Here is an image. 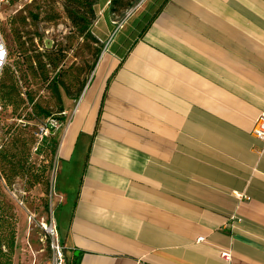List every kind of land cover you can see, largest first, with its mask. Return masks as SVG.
Instances as JSON below:
<instances>
[{"label": "crops", "instance_id": "crops-1", "mask_svg": "<svg viewBox=\"0 0 264 264\" xmlns=\"http://www.w3.org/2000/svg\"><path fill=\"white\" fill-rule=\"evenodd\" d=\"M143 17L104 44L58 132L67 263L264 264V0H161Z\"/></svg>", "mask_w": 264, "mask_h": 264}, {"label": "rangeland", "instance_id": "rangeland-1", "mask_svg": "<svg viewBox=\"0 0 264 264\" xmlns=\"http://www.w3.org/2000/svg\"><path fill=\"white\" fill-rule=\"evenodd\" d=\"M160 1L124 0L125 3L130 2L132 7L122 10L110 4L111 0H97L93 7L95 18L87 31L94 40L86 36V33L80 35L67 19L65 0H17L13 5L1 8V27L5 31L11 53L8 64L12 66L16 60L15 51L21 48L20 68L16 70L21 79L22 92L33 97L31 104L22 106L15 113L8 108L0 118V149L9 145L13 137L20 133L33 140L26 155L27 171L14 177L11 185H7L0 170V200L13 208L17 222L13 264H46L50 258V241L43 225L55 214L54 210L51 214L50 205L59 131L53 133L34 152L35 134L42 125L43 117L33 111L32 105L37 104L57 118L58 105L47 86L58 74L63 109H73L76 103H80V99L77 100L79 97H73L76 90L81 84L86 86L92 75L90 69L96 60V52H102L104 44L114 42L117 37L130 41L138 32L143 16L159 5ZM31 14H39L38 19L32 20ZM118 25H122L121 30H118ZM105 28L108 33L103 31ZM39 63L45 65L47 82L40 71L32 78L28 66L36 68ZM52 143H55L54 153ZM42 169H46L43 181H47L48 185L33 180V176H39ZM53 186L55 188V184ZM45 204L48 205L47 211L44 210Z\"/></svg>", "mask_w": 264, "mask_h": 264}, {"label": "trees", "instance_id": "trees-1", "mask_svg": "<svg viewBox=\"0 0 264 264\" xmlns=\"http://www.w3.org/2000/svg\"><path fill=\"white\" fill-rule=\"evenodd\" d=\"M17 0H7V6L13 5ZM97 0H65L66 6V16L67 19L71 22V24L77 29L80 35L85 34L90 37L88 29L92 24L95 18L94 5ZM110 4H114L116 7L127 10L132 7L130 2L125 3L124 0H111ZM1 15V14H0ZM39 14H31L32 20H37ZM1 20V17H0ZM0 29L5 39L7 48L8 40L5 37V31L1 27ZM12 39L13 35L10 34ZM92 38V37H90ZM93 39V38H92ZM94 40V39H93ZM14 45L15 42L13 41ZM16 46V45H15ZM20 50V51H19ZM16 49L15 57L12 63V66L7 64L0 77V106L2 108L1 115L4 110L11 108L13 113L17 112L22 106H26V104H31L33 102V97L28 93L24 92L25 97H22V88H21V79L18 75V71L16 68H20V56H21V48ZM101 52H96V60L94 61L91 72H93L96 62L100 56ZM11 58V53L8 50V61ZM52 60L50 59L51 63ZM32 78L36 77V73L40 71V75L43 76V79L47 82L48 75L45 72V65L42 63L38 64V67L28 66ZM35 68V69H34ZM37 70V71H36ZM20 84V85H19ZM59 75H55V77L48 83V89L58 105V112L62 113L63 103L61 94L59 92ZM63 86V84H62ZM85 85L81 84L80 87L76 90V93L73 97H79L84 89ZM69 96H72L68 93ZM33 111L38 115L42 116L43 120L50 117L51 113L45 109H42L37 104L32 105ZM31 113V111H30ZM0 115V118H1ZM9 132H6V134ZM11 138V137H10ZM55 143L51 144L52 152H55ZM33 145V140L30 136H25L24 134H17L13 137L12 141L9 145H6L3 149H0V170L1 175L3 176L7 185H11V180L14 177L20 176L21 173L27 171V161L26 155L29 150V146ZM30 146V148H31ZM46 169H42L39 176H33V180L35 182L43 181L45 178ZM45 185H48L47 181ZM44 210H48V205H44ZM16 218L13 212V208L7 205L4 201L0 200V264H13V256L15 251V241H16Z\"/></svg>", "mask_w": 264, "mask_h": 264}, {"label": "built area", "instance_id": "built-area-1", "mask_svg": "<svg viewBox=\"0 0 264 264\" xmlns=\"http://www.w3.org/2000/svg\"><path fill=\"white\" fill-rule=\"evenodd\" d=\"M7 5V0H0V11L3 6ZM117 25V24H114ZM121 25H118V29ZM8 64V48L3 37V34L0 29V77L4 67ZM22 97H25L24 91L21 94ZM79 101V98L77 99ZM76 101V100H75ZM78 104L76 103V106ZM76 106L73 108L75 111ZM2 108L0 106V115ZM67 116V112L63 111L58 114L57 118L50 116L44 119L38 127V132L35 134V148L34 152H37L40 147L44 145V142L55 132L59 131L64 123V120ZM252 136L258 141L264 143V115L258 117L252 128ZM46 236L49 238V249H50V258L46 264H68L65 256V248L62 244V241L59 237L56 223L53 217H50V220L47 224L43 225ZM203 241L202 238L198 239V242ZM221 258L225 261H230L231 255L228 252L221 253Z\"/></svg>", "mask_w": 264, "mask_h": 264}]
</instances>
